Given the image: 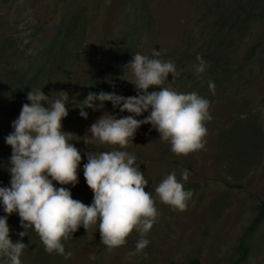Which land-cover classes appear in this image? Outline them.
I'll list each match as a JSON object with an SVG mask.
<instances>
[{
    "label": "rangeland",
    "instance_id": "374dc122",
    "mask_svg": "<svg viewBox=\"0 0 264 264\" xmlns=\"http://www.w3.org/2000/svg\"><path fill=\"white\" fill-rule=\"evenodd\" d=\"M162 48L161 59L171 60L179 72L174 80L169 74L163 86L209 100L212 119L205 125L204 148L189 155L173 153L151 124L137 130L127 149L136 155L159 211L144 237L149 244L137 251L141 237L133 232L125 246L109 250L101 243L98 225L88 232L81 226L65 242L66 251L73 253L65 260L46 252L34 230L21 238L19 215L9 216L0 202L13 243L22 239L28 245L21 264H233L245 234L249 254L239 264H264V221L248 230L264 199V0H0V187L11 186L12 148L5 138L29 102L21 97V106L10 108L13 99L6 85L12 72L37 74L34 87L52 99L61 92L69 97V115L62 123L64 131L74 133L71 143L82 154L79 183L54 185L91 205L85 153L118 146L100 144L91 135L86 145L82 137L105 112L118 118L133 114L105 102L102 110L85 108L84 119L75 106L90 92L136 96L125 66L135 53L151 58L154 49ZM197 56L207 64L200 76L195 73ZM209 81L215 84L214 95ZM172 172L193 193L184 211L173 210L155 193ZM0 264L10 262L0 256Z\"/></svg>",
    "mask_w": 264,
    "mask_h": 264
},
{
    "label": "clouds",
    "instance_id": "9594fccd",
    "mask_svg": "<svg viewBox=\"0 0 264 264\" xmlns=\"http://www.w3.org/2000/svg\"><path fill=\"white\" fill-rule=\"evenodd\" d=\"M164 49L153 50L149 56L135 53L126 66L130 70L136 96L125 97L115 92H90L75 107L80 116L88 118L85 108L102 110L105 102L114 108L133 115L116 117L105 112L88 129L81 140L89 145L88 137L100 144L118 146L112 151H87L84 177L94 197L91 205L73 198L67 187L77 185L78 170L82 154L71 143L74 133L63 130V120L69 115L66 101L69 97L61 92L52 99L39 88H31L22 106L19 117L13 121L14 131L5 139L12 148L9 172L10 187H0V202L9 216L17 213L24 231L34 230L49 254L55 253L65 260L73 255L66 251L65 242L73 238L82 226L87 232L98 225L101 243L109 250L125 246L135 232L141 239L136 243L137 251L143 250L149 240L144 238L157 222L159 211L156 199L146 191L145 179L135 154L127 151L131 147L137 130L151 124L160 134V139L171 144L176 155H189L205 146L206 122L211 121L210 101L196 92L178 93L163 85L171 74L179 76L175 64L161 57ZM195 73L200 76L207 64L197 56ZM115 85H113L114 87ZM215 94V84L208 82ZM152 87L160 88L151 91ZM96 101L100 103L97 104ZM45 104L47 106H45ZM145 112L144 119H136ZM182 179H188L187 171ZM159 200L173 210L184 211L193 193L186 190L176 173L168 174L155 188ZM28 245L21 240L13 243L7 216H0V256L8 258L10 264H21V255Z\"/></svg>",
    "mask_w": 264,
    "mask_h": 264
},
{
    "label": "trees",
    "instance_id": "16d2710c",
    "mask_svg": "<svg viewBox=\"0 0 264 264\" xmlns=\"http://www.w3.org/2000/svg\"><path fill=\"white\" fill-rule=\"evenodd\" d=\"M37 74L30 73V71L26 73H18L17 71L12 72L9 75V81H7L6 90L10 93V98L13 99L11 104L9 105L12 110H17L19 106H21L20 99L27 97V93L31 90V88H35L34 86L37 84L36 82ZM29 103V102H27ZM16 112V111H15ZM264 221V199L260 201L259 204V211L254 218L253 222L249 226L248 230L252 231L259 225L261 222ZM246 234L242 236L240 240V244L238 247L239 256L234 261L233 264H239L240 262L244 261L249 254V247L245 242Z\"/></svg>",
    "mask_w": 264,
    "mask_h": 264
}]
</instances>
